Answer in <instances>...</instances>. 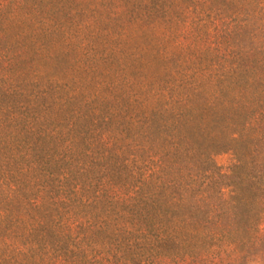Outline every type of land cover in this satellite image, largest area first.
<instances>
[{
	"label": "trees",
	"instance_id": "16d2710c",
	"mask_svg": "<svg viewBox=\"0 0 264 264\" xmlns=\"http://www.w3.org/2000/svg\"><path fill=\"white\" fill-rule=\"evenodd\" d=\"M73 1L0 0V264H264V0H130L161 39L115 97Z\"/></svg>",
	"mask_w": 264,
	"mask_h": 264
},
{
	"label": "rangeland",
	"instance_id": "374dc122",
	"mask_svg": "<svg viewBox=\"0 0 264 264\" xmlns=\"http://www.w3.org/2000/svg\"><path fill=\"white\" fill-rule=\"evenodd\" d=\"M131 4L130 0H77L63 7L62 12L75 15L77 27L85 29L86 32L99 31L108 47L118 46V65L117 62L113 64L109 59L100 58L98 55L95 57L96 60L87 76L89 81L88 94L98 92V95H104L109 93L111 97L119 94L122 96V93L126 94L124 89L126 88L127 77L134 78L138 73L137 68H130L129 64L137 67L142 62L144 46L151 47L152 52L159 49L161 38L157 39L150 31L146 32L145 28L138 26L137 22L134 24V17H138L144 12V9ZM58 8L60 9V4ZM132 31L135 35L131 36L130 41L128 38L126 39L125 35ZM120 34L121 37L119 38ZM101 45L103 44L101 43ZM86 61L83 62L86 63ZM159 65L160 62L158 63L157 59L153 60L152 71L156 76L161 73L159 72ZM82 77L85 78L86 74L83 73ZM93 99V96L89 97L91 107H93ZM86 102L88 101L86 100ZM85 108L87 109V106ZM108 127L109 125L107 126L105 121L92 119L89 122L91 135L98 129L102 131ZM230 159L228 154H221L215 158L216 163L222 168L229 166Z\"/></svg>",
	"mask_w": 264,
	"mask_h": 264
}]
</instances>
